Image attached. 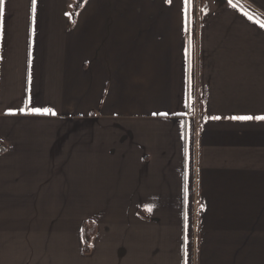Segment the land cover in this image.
Segmentation results:
<instances>
[{
    "label": "crops",
    "instance_id": "0c3cea01",
    "mask_svg": "<svg viewBox=\"0 0 264 264\" xmlns=\"http://www.w3.org/2000/svg\"><path fill=\"white\" fill-rule=\"evenodd\" d=\"M77 6L0 10V264H264V0Z\"/></svg>",
    "mask_w": 264,
    "mask_h": 264
},
{
    "label": "snow or ice",
    "instance_id": "6c2138e0",
    "mask_svg": "<svg viewBox=\"0 0 264 264\" xmlns=\"http://www.w3.org/2000/svg\"><path fill=\"white\" fill-rule=\"evenodd\" d=\"M169 2H170V0H169ZM230 2H231V0H230ZM3 3H4V0H0V10H2V8H3ZM185 3L187 4L188 0H185ZM34 6H35V0H33V11H35V7ZM232 6L234 8H238V5L235 4V3H233ZM243 15H245L249 20H254L253 15H251L247 11H244ZM255 23H257L261 28H264V20L256 19ZM32 112L34 114H53V115H55V113L52 112L51 109H43V110H41L40 108H34V109H32ZM165 115H167V114L165 113ZM218 118L219 117H216V119H218ZM232 119H237V120H253V119H255V120H264V116H255V117L254 116H238V117H232Z\"/></svg>",
    "mask_w": 264,
    "mask_h": 264
},
{
    "label": "trees",
    "instance_id": "16d2710c",
    "mask_svg": "<svg viewBox=\"0 0 264 264\" xmlns=\"http://www.w3.org/2000/svg\"><path fill=\"white\" fill-rule=\"evenodd\" d=\"M84 2L85 0H78V6L76 7L77 12L80 10ZM238 5L245 9L240 3ZM256 17H258V15H256ZM96 233V225L92 222H86L82 230L83 251L85 254H89L91 252L92 242Z\"/></svg>",
    "mask_w": 264,
    "mask_h": 264
}]
</instances>
